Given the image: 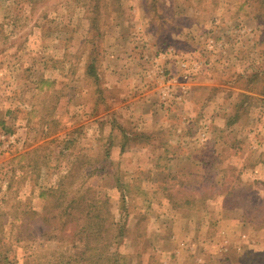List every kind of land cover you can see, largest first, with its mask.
Segmentation results:
<instances>
[{
	"label": "rangeland",
	"instance_id": "obj_1",
	"mask_svg": "<svg viewBox=\"0 0 264 264\" xmlns=\"http://www.w3.org/2000/svg\"><path fill=\"white\" fill-rule=\"evenodd\" d=\"M263 78L264 0H0V264L67 256L59 183L108 197L122 264L264 256Z\"/></svg>",
	"mask_w": 264,
	"mask_h": 264
},
{
	"label": "trees",
	"instance_id": "obj_2",
	"mask_svg": "<svg viewBox=\"0 0 264 264\" xmlns=\"http://www.w3.org/2000/svg\"><path fill=\"white\" fill-rule=\"evenodd\" d=\"M93 74L98 78L94 71ZM252 80L257 79L252 77ZM260 94L264 96V83ZM98 187L89 185L74 198L69 197L63 183L46 192L44 215L40 219L47 227L43 229L42 235L51 230L59 232L51 236L58 241L62 240L58 248L65 245L66 240L68 252L67 256L61 254L60 250L54 253L55 257L53 254L49 255L53 260L44 257L48 259L47 264H122L120 257L110 251V246L114 242H120L128 227L126 221L122 223L112 214L108 197L98 192ZM56 195L58 198H55ZM59 198L61 201H58ZM259 263L264 264L262 252L257 253V256L249 253L244 257V264Z\"/></svg>",
	"mask_w": 264,
	"mask_h": 264
}]
</instances>
